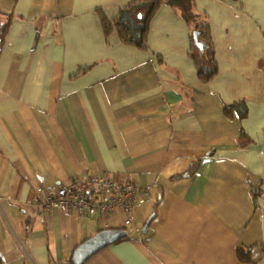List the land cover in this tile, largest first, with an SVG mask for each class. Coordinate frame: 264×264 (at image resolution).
<instances>
[{
  "label": "crops",
  "instance_id": "crops-1",
  "mask_svg": "<svg viewBox=\"0 0 264 264\" xmlns=\"http://www.w3.org/2000/svg\"><path fill=\"white\" fill-rule=\"evenodd\" d=\"M139 1L0 0L4 264H73L105 222L128 239L85 264H264V0H195L219 70L207 84L190 55L195 26L167 4L146 50L114 25L106 35L100 12L137 28L149 13ZM85 175L146 189L132 228L122 209L44 208L37 188Z\"/></svg>",
  "mask_w": 264,
  "mask_h": 264
},
{
  "label": "trees",
  "instance_id": "trees-1",
  "mask_svg": "<svg viewBox=\"0 0 264 264\" xmlns=\"http://www.w3.org/2000/svg\"><path fill=\"white\" fill-rule=\"evenodd\" d=\"M138 4L148 5L149 13L147 16L142 18V23L137 28H134L132 25H130V23L122 16L124 11H122L120 17L114 21H109L106 16L100 12L106 35L111 34L113 31L112 26L114 25L122 42L125 45L135 46L139 49L146 50L148 48L147 38L150 22L160 7L164 4H167L168 6L172 7L175 12L176 10H179L182 13L183 19L186 20L187 23L193 24L195 26L194 31L191 34L190 55L197 68L200 81L203 84H207L217 76L219 70L215 59V47L211 35V28L208 22H204L202 20L205 18L197 13L195 0H142L139 1V3L132 4L131 7ZM9 25L10 22L6 24H0V40H5V34L8 31ZM235 106L237 105L227 106L226 108L230 109ZM197 168V165L193 167V171H195ZM141 190L142 193L140 195L148 197V195H146V189ZM125 239L128 238H124L123 240ZM250 254V249H240L238 251V256L241 262L250 263ZM0 264H4L2 259H0Z\"/></svg>",
  "mask_w": 264,
  "mask_h": 264
},
{
  "label": "built area",
  "instance_id": "built-area-1",
  "mask_svg": "<svg viewBox=\"0 0 264 264\" xmlns=\"http://www.w3.org/2000/svg\"><path fill=\"white\" fill-rule=\"evenodd\" d=\"M37 192L45 195V209L68 207L80 215L95 217H109L122 209L126 214L123 225L132 227L135 220L134 202L142 190L128 177L112 179L109 176L85 175L72 179L64 186H41ZM104 227L109 228V224L105 222Z\"/></svg>",
  "mask_w": 264,
  "mask_h": 264
},
{
  "label": "water",
  "instance_id": "water-1",
  "mask_svg": "<svg viewBox=\"0 0 264 264\" xmlns=\"http://www.w3.org/2000/svg\"><path fill=\"white\" fill-rule=\"evenodd\" d=\"M149 224L150 223H147L146 229ZM126 237L127 232L123 229L103 230L77 247L72 257V263L85 264L92 256L101 250Z\"/></svg>",
  "mask_w": 264,
  "mask_h": 264
},
{
  "label": "bare ground",
  "instance_id": "bare-ground-1",
  "mask_svg": "<svg viewBox=\"0 0 264 264\" xmlns=\"http://www.w3.org/2000/svg\"><path fill=\"white\" fill-rule=\"evenodd\" d=\"M133 226H134V225H133ZM133 226H132V227H133ZM132 227H131V228H132ZM106 230H109V228H107ZM126 232H127V231H126ZM127 237H128V232H127Z\"/></svg>",
  "mask_w": 264,
  "mask_h": 264
}]
</instances>
